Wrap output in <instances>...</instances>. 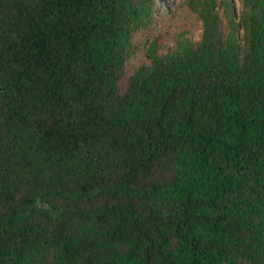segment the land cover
I'll use <instances>...</instances> for the list:
<instances>
[{"label":"trees","instance_id":"obj_1","mask_svg":"<svg viewBox=\"0 0 264 264\" xmlns=\"http://www.w3.org/2000/svg\"><path fill=\"white\" fill-rule=\"evenodd\" d=\"M0 0V264H264V0Z\"/></svg>","mask_w":264,"mask_h":264},{"label":"rangeland","instance_id":"obj_2","mask_svg":"<svg viewBox=\"0 0 264 264\" xmlns=\"http://www.w3.org/2000/svg\"><path fill=\"white\" fill-rule=\"evenodd\" d=\"M160 6L165 10H173L178 7L180 0H160Z\"/></svg>","mask_w":264,"mask_h":264}]
</instances>
